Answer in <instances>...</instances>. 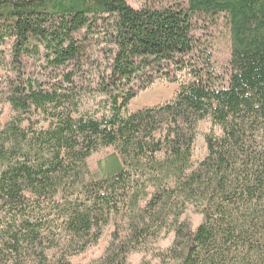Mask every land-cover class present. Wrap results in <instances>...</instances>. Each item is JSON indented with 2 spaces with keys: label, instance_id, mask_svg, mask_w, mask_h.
Listing matches in <instances>:
<instances>
[{
  "label": "trees",
  "instance_id": "16d2710c",
  "mask_svg": "<svg viewBox=\"0 0 264 264\" xmlns=\"http://www.w3.org/2000/svg\"><path fill=\"white\" fill-rule=\"evenodd\" d=\"M110 225L91 264H264V0H0V264H73Z\"/></svg>",
  "mask_w": 264,
  "mask_h": 264
},
{
  "label": "rangeland",
  "instance_id": "374dc122",
  "mask_svg": "<svg viewBox=\"0 0 264 264\" xmlns=\"http://www.w3.org/2000/svg\"><path fill=\"white\" fill-rule=\"evenodd\" d=\"M127 3L135 9L140 8L144 0H127ZM209 51L212 53L213 57L217 61L225 60L228 57L229 53V41L225 32L216 33L212 38ZM178 83H167L165 81H157L146 91L140 93L128 106L127 113L132 114L142 109L154 108L165 103L172 101L179 91L182 84H185L190 80V75L187 72H184L178 76ZM87 107L92 106V102H86ZM3 114L1 116V124L5 125L14 116V113L8 105L2 106ZM32 121H38L37 129H46L48 124L41 120V117L38 114H35L32 118ZM26 127V125H25ZM222 132L218 126H215L212 121L208 118L200 122L197 126V136L192 146V159L193 161H199L206 152L205 147V137L207 135H214L216 137L221 136ZM110 150H102L98 153H95L89 159V167L92 171L97 170L98 163L101 161ZM192 221L196 224L199 219L193 216H190ZM52 219V218H51ZM52 231L56 234L60 233V230L57 226L52 225ZM113 232V226L110 225L104 232L102 239L99 244L95 247L89 249L83 255L76 257L72 260L73 264H91L97 260L105 248L107 247L110 241V234ZM60 238V242L64 241L62 235H57ZM172 242V236L166 238V240L160 244L161 248H166ZM145 255L143 253L132 255L127 264H139ZM149 258V256L147 257Z\"/></svg>",
  "mask_w": 264,
  "mask_h": 264
}]
</instances>
